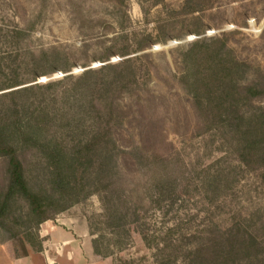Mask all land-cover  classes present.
Here are the masks:
<instances>
[{"label": "rangeland", "instance_id": "rangeland-1", "mask_svg": "<svg viewBox=\"0 0 264 264\" xmlns=\"http://www.w3.org/2000/svg\"><path fill=\"white\" fill-rule=\"evenodd\" d=\"M130 56L124 79L115 78L124 67L100 71ZM8 107L48 113L47 138L68 151L99 135L94 171L111 157L107 179L90 185L102 190L38 230L7 239L0 222V264L29 255L35 264L46 249L53 264L75 260L69 243L50 241L54 230L75 235L81 264H222L212 253L233 242L227 264L264 259V0H0V111ZM18 155L35 185L42 154L19 145ZM8 182L0 155V192ZM116 208L128 214L123 228L111 224ZM93 238L113 255L87 258Z\"/></svg>", "mask_w": 264, "mask_h": 264}, {"label": "trees", "instance_id": "trees-1", "mask_svg": "<svg viewBox=\"0 0 264 264\" xmlns=\"http://www.w3.org/2000/svg\"><path fill=\"white\" fill-rule=\"evenodd\" d=\"M197 44L195 43L193 47ZM144 47L143 45L137 46L135 52L139 53ZM124 55H131V53L128 52ZM189 58L188 56L186 59L189 60ZM132 61L130 56L123 59L119 64L107 63L101 67L100 71L124 67L125 69L123 68L115 74V78L124 79L129 74H133L129 67ZM94 71L92 69L86 70L82 78ZM18 84L14 83L12 86ZM29 89L28 86L22 87L14 93H24ZM247 89L251 95L260 93L255 87L250 86ZM24 106L23 104V108H25ZM9 110L8 107L0 111V155L5 156L9 163V182L6 190L0 192V222L5 237L13 239L19 237L20 228L38 230L44 221L53 219L56 214L65 211L75 203L84 201L89 195L100 192L102 187L92 188L90 185L93 182L102 183L107 179L109 171L107 170V163L111 156H101L100 166L98 170L94 171L91 168L94 162L93 149L95 145L102 142L99 135L75 144L72 150L68 151L62 142L47 138L45 127L48 113L41 112L35 118L33 116L25 118L21 116V110L16 108L14 114H11V111L9 113ZM19 145L32 146L42 154L44 166L41 174L35 176V185L33 184L34 180L26 175L23 162L18 155ZM20 201H25L27 206L22 214L16 215L13 208ZM127 217V212L119 208L109 212L112 226L119 228L124 227ZM91 234L94 232L91 231ZM144 239L146 240L147 236ZM92 243L95 249L102 250L104 256L113 255V251L102 248L99 238H93ZM247 243L243 241L241 243L243 246L240 245V247L245 250ZM217 246L219 247L221 244H214L209 248H216ZM230 246L229 251L212 250L213 261L227 264L230 255L237 249L235 242L231 243ZM204 251L199 248L192 252L193 263L204 259ZM121 264H133V261L122 260ZM250 264H264V259L253 261Z\"/></svg>", "mask_w": 264, "mask_h": 264}, {"label": "crops", "instance_id": "crops-1", "mask_svg": "<svg viewBox=\"0 0 264 264\" xmlns=\"http://www.w3.org/2000/svg\"><path fill=\"white\" fill-rule=\"evenodd\" d=\"M79 235V234H78ZM60 238H62L64 243H69L68 245L70 246L69 250L74 251L75 254H78L75 257V260H71L73 259L72 256L68 255L66 256L65 260H64V264L68 263V264H81L82 262V255L79 252L78 247L73 244V240H77L75 235L72 234V232H70V234H68L66 231H61V230H54L53 232H50V241L53 242H57V240H59ZM87 247H86V251H85V255L87 256V258L91 259V258H96L97 259V249L94 248L93 243H92V239L91 241H89V243L87 242ZM67 247V246H66ZM69 252V251H68ZM32 255L26 256L22 259L23 264H29L30 261L33 260ZM56 254H54L53 252H51L50 250L46 249L45 253L40 252V253H35V264H53L56 260ZM34 261V260H33ZM32 261V262H33ZM104 260H99L98 259V263L99 264H103ZM87 264H92V262H88Z\"/></svg>", "mask_w": 264, "mask_h": 264}]
</instances>
